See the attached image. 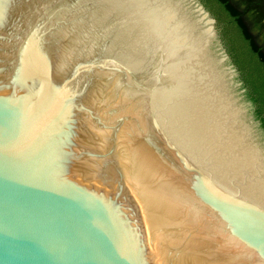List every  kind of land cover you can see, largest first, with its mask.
Here are the masks:
<instances>
[{
  "label": "water",
  "instance_id": "obj_1",
  "mask_svg": "<svg viewBox=\"0 0 264 264\" xmlns=\"http://www.w3.org/2000/svg\"><path fill=\"white\" fill-rule=\"evenodd\" d=\"M250 97L201 0H0V264H264Z\"/></svg>",
  "mask_w": 264,
  "mask_h": 264
},
{
  "label": "trees",
  "instance_id": "obj_2",
  "mask_svg": "<svg viewBox=\"0 0 264 264\" xmlns=\"http://www.w3.org/2000/svg\"><path fill=\"white\" fill-rule=\"evenodd\" d=\"M264 126V0H201Z\"/></svg>",
  "mask_w": 264,
  "mask_h": 264
},
{
  "label": "flooded vegetation",
  "instance_id": "obj_3",
  "mask_svg": "<svg viewBox=\"0 0 264 264\" xmlns=\"http://www.w3.org/2000/svg\"><path fill=\"white\" fill-rule=\"evenodd\" d=\"M250 98H251V97H250ZM251 101H252V98H251ZM252 106H253V111H254L255 114H256V105H255L254 101H252ZM256 116H257V115H256ZM257 119L259 120V124H260L261 128L264 130V126L262 125V121H261L260 117L257 116Z\"/></svg>",
  "mask_w": 264,
  "mask_h": 264
}]
</instances>
